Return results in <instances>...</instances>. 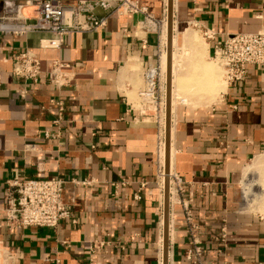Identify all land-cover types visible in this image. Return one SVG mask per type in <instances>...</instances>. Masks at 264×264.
I'll list each match as a JSON object with an SVG mask.
<instances>
[{
    "label": "crops",
    "instance_id": "1",
    "mask_svg": "<svg viewBox=\"0 0 264 264\" xmlns=\"http://www.w3.org/2000/svg\"><path fill=\"white\" fill-rule=\"evenodd\" d=\"M135 1L149 16L113 14L103 30L70 34L59 49L39 48L47 33L0 34V212L8 179L76 175L93 180L89 188L69 187L65 194L73 221H61L55 229L9 228L0 217V264H54L46 258L55 257L58 264H87L89 257L96 264H162L158 170L165 98L158 119H144L138 92L147 64L161 71L167 0ZM172 10V32L180 34L172 46L188 43L181 32L190 27L214 33L213 39L204 38L206 59L227 34L253 33L264 24V0H173ZM33 13L25 9L26 15ZM23 47L47 63L60 58L82 62L83 68L75 83L62 89L44 78L24 83L10 63ZM174 83L171 100L178 97ZM52 99L66 105L55 125ZM184 99L174 108L168 169L194 192L200 264H264V71L251 67L243 80L224 84L214 101ZM45 131L58 135L45 137ZM121 179L129 184L115 192L112 184ZM140 181L146 186L135 200ZM169 227L167 264H192L185 258L189 236L182 208L175 203ZM223 227L225 244L219 240Z\"/></svg>",
    "mask_w": 264,
    "mask_h": 264
},
{
    "label": "built area",
    "instance_id": "2",
    "mask_svg": "<svg viewBox=\"0 0 264 264\" xmlns=\"http://www.w3.org/2000/svg\"><path fill=\"white\" fill-rule=\"evenodd\" d=\"M32 8L33 15H26L25 9ZM147 12L135 0H0V34L24 37L29 33H47L39 41V48L59 49L65 38L74 33H97L107 26L113 14L130 15ZM149 16V15H148ZM200 29V28H199ZM205 38L213 39L209 29H200ZM212 59L220 66L223 83L227 86L241 81L251 68L264 71V24L256 32H236L213 46ZM6 61V60H5ZM12 74L24 83H39L44 80L56 89L72 86L83 68L82 62H67L54 58L45 62L39 54L28 47L15 51L10 59ZM158 66L147 64L142 71L143 86L138 92V109L144 119H158L164 97ZM57 107L58 116L52 122L58 124L66 110L62 99L51 100ZM165 102V101H164ZM165 110V106H164ZM58 134L44 132L45 137ZM160 169L158 175L160 177ZM170 189L174 190L182 208L186 232L189 236L185 258L192 264H200L203 244L199 238L200 226L195 221L191 202L194 192L186 187L185 180L172 173ZM93 180L76 175H55L51 177H21L5 181L3 190L4 207L0 212L4 224L9 228L55 229L61 221H73L72 203L66 198L69 187L89 188ZM129 181L121 179L112 184L115 192ZM145 181L139 182L134 199L140 200ZM188 192V197L184 194ZM174 203H171L172 206ZM219 240L225 244L226 231L221 228ZM104 245V243H102ZM91 250V247H89ZM58 264V258H46ZM87 264H96L89 257Z\"/></svg>",
    "mask_w": 264,
    "mask_h": 264
},
{
    "label": "rangeland",
    "instance_id": "3",
    "mask_svg": "<svg viewBox=\"0 0 264 264\" xmlns=\"http://www.w3.org/2000/svg\"><path fill=\"white\" fill-rule=\"evenodd\" d=\"M172 29H173V27H172ZM181 33H183L182 35H184V36L187 34L188 36L187 35L186 36L188 38L190 37L191 39L189 38V40L192 42L187 43L189 45L186 44L183 48L177 47L175 43H173L174 46H172V44H171L172 54L174 53L176 56L175 63L176 62L178 63V65L177 64L175 65V67H176L175 71L178 72L177 75L175 74L176 75V78H175L176 84L174 83L175 84L174 89H177V87H178V91H177L178 93H176L177 94L176 96L179 95L178 97L181 96L180 98H182V97L186 98L188 96H192V97H196L198 99L201 98L200 100H204L205 102L214 101V99L218 98L219 91L223 88V85H224L223 80H222L221 68L212 58L206 59L204 52L203 53L198 52V51H202L201 47H203L205 45V42H206L204 39L205 37L203 36V34L199 28L190 27L188 29H185ZM191 33H193V34H191ZM194 33H195V35H194ZM177 34L180 35L179 33H177V31L175 29L174 32H172V35H174L176 37ZM191 35H193V36H191ZM175 37H174V39H176ZM172 42H173V37H172ZM190 45H192V46H190ZM194 48H196V49H194ZM164 51L166 52V50H164ZM178 61H180V62H178ZM204 66H205V68H204ZM206 66H207V68H206ZM198 67H202L201 70H199ZM195 68H196V70H195ZM203 70H206L207 72L203 71ZM201 73L205 74L203 76H207L209 74V76H208L210 78L209 80L212 82L207 80L208 79L207 77L203 78V80H202L201 78L203 76L201 77V75H202ZM197 76H198V78H197ZM193 78H195V79H193ZM161 79H162V84L164 85V86L162 85L164 87L163 88V92H164L165 91V81H164L165 79L163 78L162 71H161ZM205 79L207 81L204 82ZM211 79H213V80H211ZM176 80H178V81H176ZM183 80H185L186 82ZM207 82H208V84L209 83L210 84L208 85ZM206 84L208 86H206ZM197 87H198V89H196ZM187 90H189V91H187ZM164 97H165V94H164ZM188 101H190V100H188ZM164 106H165V104H164ZM165 114H166V109H165ZM164 124H165V122H164ZM160 170H161V165H160ZM172 173H174V172L172 171ZM168 185H169V179H168ZM250 194H248L247 197ZM176 201H177V198H176L175 202ZM168 246H170L169 235H168ZM168 249H169V247H168Z\"/></svg>",
    "mask_w": 264,
    "mask_h": 264
},
{
    "label": "bare ground",
    "instance_id": "4",
    "mask_svg": "<svg viewBox=\"0 0 264 264\" xmlns=\"http://www.w3.org/2000/svg\"><path fill=\"white\" fill-rule=\"evenodd\" d=\"M173 11V10H172ZM164 27H163V42H164V45H166V43H167V33H168V25H167V22H165L164 21ZM187 31V30H186ZM183 34V33H182ZM191 34H193V33H191ZM187 35V34H186ZM185 35V39H186V37L188 36H186ZM194 35H195V33H194ZM184 36V35H183ZM190 36V35H189ZM191 36H193V35H191ZM176 38V37H175ZM190 38V37H189ZM193 38V37H192ZM187 39H188V37H187ZM191 39V38H190ZM178 40V39H177ZM184 40V39H183ZM181 41H182V39H181ZM188 41V43H190L189 41L190 40H187ZM186 41V42H187ZM173 42H174V37H173ZM179 42V41H178ZM186 42H184V43H186ZM192 42V41H191ZM182 43V42H181ZM183 43V44H184ZM171 44H172V37H171ZM182 44V45H183ZM189 45V44H188ZM190 46H192V45H190ZM202 48V47H201ZM206 48V47H205ZM185 49V48H184ZM198 52H201V51H198ZM197 53V52H196ZM189 54V53H188ZM202 55V54H201ZM175 61H176V56H175V54L173 53H171V56H170V66H171V68H173V70H171V83H173L174 82V80H175V78H174V66H175ZM178 62H180V61H178ZM176 64H178L177 62H176ZM160 68H161V71H162V73H163V78L165 79V75H166V68H167V53L164 51V49H163V51H162V54H161V65H160ZM204 68H205V66H204ZM206 68H207V66H206ZM212 68V67H211ZM195 70H196V68H195ZM209 70V69H208ZM161 71H160V74H161ZM203 71H206V70H203ZM207 72V71H206ZM209 72V71H208ZM172 73H173V77H172ZM202 74V73H201ZM200 74V75H201ZM207 74V73H206ZM197 75V74H196ZM203 75H205V74H202L201 75V77L203 76ZM194 76V75H193ZM209 76V74L207 75V76H203L201 79L203 80V78H205V77H207L208 79L207 80H209L210 78L208 77ZM211 76V75H210ZM182 77V76H181ZM197 78H198V76H197ZM212 78V77H211ZM178 79V78H177ZM181 79V78H180ZM179 79V80H180ZM193 79H195V78H193ZM191 80V79H190ZM206 79L204 80V82L205 81H207ZM211 80H213V79H211ZM165 81V80H164ZM176 81H178V80H176ZM182 81V80H181ZM183 81H185V80H183ZM198 81V80H197ZM210 81V80H209ZM186 82V81H185ZM191 82V81H190ZM210 82H212V81H210ZM182 83V82H181ZM183 84V83H182ZM196 84V83H195ZM204 84V83H203ZM207 84H208V82H207ZM206 84V86H208ZM205 86V85H204ZM224 86V85H223ZM202 87V86H201ZM175 88V87H174ZM177 89H178V87H177ZM176 89V90H177ZM196 89H198V87L196 88ZM171 91H172V89H171ZM187 91H189V90H187ZM173 93V92H172ZM174 93H176V92H174ZM186 93V92H185ZM188 93V92H187ZM173 95V94H172ZM179 96V95H178ZM181 97V96H180ZM180 97H173L172 96V100L170 101L171 102V108H170V110H169V118L171 117V125H170V123H169V128H168V138H169V142L171 143V139H172V132H173V126H172V119H173V114H174V108H175V105H176V103L178 102V101H182V100H185L184 99V97H182V98H180ZM163 104H165V103H163ZM165 111V110H164ZM163 111V112H164ZM162 114V113H161ZM160 114V115H161ZM165 117H166V115H165V113L163 114V118H162V129H160L161 130V132H160V135H161V139H160V145H159V161H160V165H161V171H160V185H161V187H162V189H163V187H164V184H165V179L166 178H168V176L170 177V175H172V172H169V169H168V172L167 173H165V170H164V168H165V143L163 142V134H164V132H165V124H164V122H165ZM170 121V120H169ZM173 149V148H172ZM169 155L171 156V154L173 153L172 151H171V149L169 148ZM169 155H168V162H169ZM171 159V158H170ZM170 165H171V161H170ZM252 165H248L247 166V168L246 169H249V167H251ZM257 167V166H256ZM255 167V168H256ZM172 168V167H171ZM246 172V171H245ZM253 172V171H252ZM248 175V174H247ZM248 177V176H247ZM262 189H264V188H262ZM253 190V189H252ZM263 191V190H262ZM254 192V191H253ZM264 192V191H263ZM250 193H252V191L250 192ZM262 194H264V193H262ZM261 196V195H260ZM170 198H171V202H175V200H176V194H175V192H174V190H172V189H170ZM256 201V200H255ZM259 206V205H258ZM162 214V213H161ZM161 221H160V225L162 226V224H163V222H162V219H160ZM169 228V230H170V227H168ZM160 245H161V243H160ZM162 250H163V255H164V243L162 242ZM167 252H168V250L166 251V253H165V259H166V263H167ZM164 262H163V259H162V264H163Z\"/></svg>",
    "mask_w": 264,
    "mask_h": 264
},
{
    "label": "water",
    "instance_id": "5",
    "mask_svg": "<svg viewBox=\"0 0 264 264\" xmlns=\"http://www.w3.org/2000/svg\"><path fill=\"white\" fill-rule=\"evenodd\" d=\"M172 9L173 0H167V43H166V53H167V68L165 77V173L168 172V155H169V138H168V128H169V110L171 101V66H170V56H171V37H172ZM169 211H170V195H169V185L168 178L165 179V184L163 187V243H164V255L163 264L166 263L165 253L168 250V227H169Z\"/></svg>",
    "mask_w": 264,
    "mask_h": 264
}]
</instances>
